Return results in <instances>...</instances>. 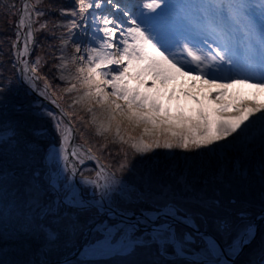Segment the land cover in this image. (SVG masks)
<instances>
[{
	"label": "snow or ice",
	"instance_id": "6c2138e0",
	"mask_svg": "<svg viewBox=\"0 0 264 264\" xmlns=\"http://www.w3.org/2000/svg\"><path fill=\"white\" fill-rule=\"evenodd\" d=\"M104 2L78 0V10L73 14L83 19L89 9H100ZM107 4L113 11L94 16L92 20L96 33L94 46L84 49V55H77L81 53V46L77 44L73 54L68 58L61 57L63 62L56 66L61 72L68 68L69 63L76 66L75 75L69 77L62 74L59 78L62 81L69 78L76 81L63 89L66 93H79L83 89V94L73 103L85 105L87 111L93 114L92 123L96 126L97 135L112 134L114 143L127 145L137 154L161 147L199 149L237 133L242 126H247L245 122L249 117L258 116L259 121L264 117V101L243 99L235 104L221 103L215 109L220 115H214L204 108L195 116L183 112L172 115L170 110H163L158 100L141 93L139 87L131 88L128 85L129 77L141 78L149 73L164 84L177 75H192L193 83L200 80L215 88L210 95H214L217 101L235 83L255 84L257 88H264V61L260 57L264 32L255 26L257 4L253 0H212L202 4L198 6L191 29L178 36L163 32L157 26L156 22L169 8L166 0H107ZM259 8L261 17H264V0H259ZM20 11L17 27H27L29 30L23 34V51L18 58L28 55V41L34 39L31 28L35 22L33 14L36 17L43 14L36 10L35 5L29 7L28 4ZM20 39L21 33L18 32L17 41ZM20 62L23 69L32 74L29 79H44L45 88L41 94L47 93L51 85L46 77L37 74L40 58L31 64L27 60ZM209 76L212 79H208ZM155 82L153 80L152 84L155 85ZM52 103L55 104L56 100ZM97 107L100 109L99 115L94 111ZM230 108L238 115H222L228 113ZM57 129H60L59 123ZM137 130L139 135H133ZM66 131L70 133L71 129ZM145 137H150V141ZM62 139L64 144L60 154L65 165L69 162V155L79 157L91 154V158H96L91 147L85 153H80L77 147L70 150L67 146L68 135L62 133ZM102 147H107V144ZM128 163V153L124 152L121 170ZM96 176L97 180L88 182L105 189L114 182V173H109L105 168ZM101 180L103 183H100ZM163 215L174 213L168 210ZM155 231L156 239H181L173 234L171 224L165 220ZM110 235L108 231L90 251L106 250Z\"/></svg>",
	"mask_w": 264,
	"mask_h": 264
},
{
	"label": "trees",
	"instance_id": "16d2710c",
	"mask_svg": "<svg viewBox=\"0 0 264 264\" xmlns=\"http://www.w3.org/2000/svg\"><path fill=\"white\" fill-rule=\"evenodd\" d=\"M32 2L36 10L40 12L43 10V14L39 17L34 15L36 38L30 62L34 63L38 57L40 58L38 74L47 78V83L51 85V93L68 111L76 128L78 140L86 143L92 150L93 143L107 166L112 169L114 167L119 174L129 173L128 169L133 171V165L137 166L139 171L146 175L142 177L143 185L149 182L150 189L153 188L152 183L157 187L152 191L168 188L170 184L178 187V183L184 180L181 174H210L213 176L208 177L207 182L226 183L219 187L226 192L246 195L251 202L264 205V169L258 172L250 167L247 176H242L245 166L254 163L249 160L251 157L246 156L242 159L231 154V157L215 161L216 158L208 156L205 157L207 161L199 162L196 159L197 163L194 165L192 159L196 157V149H186L190 151L187 160L179 161L175 158L166 161L156 155H149L143 160L136 155H130L128 146L120 143L111 146L112 138L96 139L83 132L80 121H86L88 114L85 107L71 104L72 93L63 91L68 84L62 82L56 74L58 47L64 34L58 22L63 20L65 17L62 15L63 12L71 6L68 0ZM19 5L20 0H0V264H45L67 256L80 241L63 231L65 224L60 222L61 217L52 207L54 205L37 203L46 199L40 197L38 192L41 191L48 193L49 201L56 203L57 208L67 210L69 213L74 211L64 206L57 198L49 184L47 164H43L42 161L47 145L44 138L55 143L60 140L57 123L54 121L57 114L36 99V96L19 81L17 75L12 50L15 40L14 23ZM41 25L46 27L42 28ZM74 49L71 46V52H74ZM35 115L44 118L41 120L42 123L34 122L32 117ZM45 116L48 119H45ZM247 136L243 137L244 141L247 140ZM104 144H107V147H102ZM124 152L128 153L131 165H128V169L125 167L121 170L120 163L124 160ZM91 174H95V170H92ZM180 188H189V185ZM192 188L195 189L197 186ZM206 188L212 190L217 186L210 185ZM96 218L94 215L85 218L82 223L77 222L73 233L79 232L81 226L92 224ZM147 261L149 264L153 263ZM75 263L87 264L80 261Z\"/></svg>",
	"mask_w": 264,
	"mask_h": 264
},
{
	"label": "rangeland",
	"instance_id": "374dc122",
	"mask_svg": "<svg viewBox=\"0 0 264 264\" xmlns=\"http://www.w3.org/2000/svg\"><path fill=\"white\" fill-rule=\"evenodd\" d=\"M68 1L71 8L68 9V11H64L62 15L65 16L66 13H71V16L68 19L63 18V20L58 22V26L62 30L68 28L66 29V33L68 35H63V39H61L60 41L58 47V63L56 64V66L63 62L60 59L61 57L68 58L73 54V52L70 51V43L73 44L74 48L77 44L81 46V53L77 55H84V49L90 46H94V36L96 35V33L93 23H91V26L82 27L81 24H79L81 21L79 15L73 14L74 7H78V0ZM97 2H99V0H97ZM29 7H31V5ZM104 7H108L107 0H105L103 6L100 9H89L90 12L86 13V17L90 16L93 20L94 16L107 15L110 12V9L107 10L108 8ZM102 8L103 10H101ZM41 12H43V10ZM19 17H15L14 23L15 28L13 32H15V42L17 40L16 20L18 19L19 21ZM73 21H75V24H73ZM27 29L28 28L25 27L22 30L23 32H25ZM87 34L88 37L86 38ZM15 42H13L12 54L16 62V71L19 81L23 85H25L23 83L24 81L28 82L29 86H25L31 91V93H33L31 90L32 88L35 89V91H37L42 97H45L48 100H53V95L49 90L50 88L48 89L47 93L43 95L41 94L42 92H44L45 88V81L43 79H35L34 77L32 79H29V77H26L25 80L23 74L20 77L17 59L19 53H21L22 47L20 42L19 49L17 50ZM25 57L26 55L19 57V59L24 60ZM75 67V65L69 63L68 68L63 72H61V70L56 67V74L58 77H60L62 74L70 77L71 75H75ZM26 72L29 76L32 75L28 71ZM108 79H110V77H108ZM153 80L156 81L155 85L152 84ZM62 82L68 84V87H70L71 83H76V81L71 78ZM146 83L149 84V87L147 89L143 88L145 87ZM222 83L225 82L222 81ZM128 85L131 88L139 87L141 93H144L143 89L147 90L149 96L150 94L154 93V98L163 105V110H170L172 115L183 112L188 116H195L201 108L212 111L214 115H220L219 113L215 112V109H217L221 103L235 104L241 99L264 101V88H257L255 87V84H232L228 87L225 96L219 101H217L214 95H210V93L215 92L214 87L209 86L205 83H199V85L192 84L190 80H185L182 82L170 80L166 84H164L161 83L159 78H156L149 73L141 78H136L135 76L129 77ZM108 91L110 92L111 89L108 88ZM71 93V104H74L73 101L78 100L79 96L83 94V89L79 93L75 91ZM35 98L43 102L48 110H52L53 112H55L41 98L37 96ZM75 104L84 106L85 111L88 114L86 116V121H80L83 132L91 137L94 136L96 139L112 138V142L110 143L111 146H114L115 143H119L113 142L112 134H107L106 136L97 135L96 126L92 123L93 114L87 111L85 105L80 103ZM94 111L97 113V115H99L100 109L98 107L95 108ZM222 115L235 116L238 115V113L230 108L228 113H224ZM32 118L34 119V122H37V124H40V122L42 123L41 120L44 119L41 116L37 117L36 115ZM45 119H48L47 116H45ZM54 119L57 124H60V129H57L60 140L58 143H55L51 142L52 140L50 139L44 138V140L47 142V145L42 161L43 164H47V169L49 170V184L54 193L57 195V198L60 199L61 203L64 206H67L74 211L69 213V211L67 210L57 208L58 206H55L56 203L53 204L49 201L48 193L45 194L41 191L38 192L40 194V197L46 199L44 202H36L38 204L48 203L51 206L54 205L52 207L57 210V214L61 217L59 218L60 222L65 224V230L63 231H65L66 234L69 233L72 235V238L81 241L86 230L89 229L92 224L96 223V221L98 220V216L101 217V211L97 204L101 203L102 197H104L106 200L110 199L119 208L132 209L136 211L141 209L156 211L159 209L157 208L158 205H160L161 203L164 205L166 204L165 202L170 199V194L168 191L170 190L169 187H171L172 184L168 185L167 190L160 189V191H152L157 187L154 186V183H152L153 188L150 189L148 186L150 184L149 182L143 185L142 177H146V175L139 171L138 167L135 165H133V171L128 169V166L126 167L129 173H117L114 170V167L113 169L110 168L101 159L102 157L98 152L99 150L93 145V143L91 144V146L92 148H94L92 150V153L95 155V159L91 158V155L89 154H84L79 157H75L74 161L76 162V164L73 162L71 164L72 167L78 166L80 168V170L78 171L79 183L73 182L72 170L67 166L65 168L66 174L61 175L60 178L55 179L54 176L60 170L61 165L63 163L65 164V162L62 163L63 159L61 158L60 151L58 150V148L64 144L62 133L68 135V142L70 139V133L66 131V129H69V127L61 116L57 114V117ZM245 124L247 125L246 127L242 126L241 130H238L237 133H234L232 136L226 138L225 140L217 141L210 146L196 149V157L192 159L194 162L193 164L195 165L197 161H207L208 159H206L205 157L208 158V156L216 158L215 161H217L231 157V154H235V156H240L242 157V159H245L246 156L251 157L249 158V160H252L254 162L253 164H247L245 166V168L243 169V174H246L248 172V169H251L250 167H253L256 171L264 169V117H262L260 121L258 119V116L249 117V120L246 121ZM253 124H256V126H254ZM133 135H139V130L133 132ZM246 135H248L247 140L244 141L243 137ZM145 139L150 141L151 138L145 137ZM79 142L83 143L87 148L89 147L86 143L81 141ZM78 148L80 153H85L86 150L83 147ZM189 152L190 151L181 148L167 149L162 147L154 148L151 151L143 154H137L131 148L129 150L130 155H136L143 160H145L149 155H156L161 156L166 161H171L175 158L179 161H183L184 159L187 160ZM128 161V165H131L130 160ZM102 164L103 167L100 166ZM97 168H99L100 171L102 168H105L109 173H114V182L109 188H101L93 183L88 182L97 180V176H92L91 174L92 170H96ZM86 172L87 174H85ZM100 183H103V180H101ZM145 188H147L148 190H146ZM34 192L35 191H32V193ZM145 200L151 202L150 205ZM136 205L137 208L139 207V209H136ZM51 211L53 212V209H51ZM94 215L97 216L95 222L85 227L81 226V228H79V232H74L75 234L73 233V229L75 228V226H77V222L82 223L85 218H91ZM110 216L101 217V219L97 221V226L90 231V234L88 235L81 249V251L85 249V254L83 256L79 255L66 261L68 262V264H76L75 261L87 262V264H149L150 262L147 260L153 262L151 264H156V262L154 263V261L160 263V261L158 260L162 256V254L164 255V253L166 254L167 252H169L168 255H170V251L168 250L170 249V244L174 245L173 254L175 256L181 255V248L178 240H168L164 237H160L159 239L154 238L156 236V231H151L147 228L146 224H148L149 222L145 218L135 220V223L124 224V226H120L119 228L112 230L109 229V227L117 224V219H112ZM162 220L165 219L160 218L155 222V225H159ZM99 225H101V227L98 228ZM108 231L111 232V235L108 237L109 243L106 250L96 253L91 252V247L96 244L98 239H103ZM162 242L166 245H163ZM80 244H78L77 248L80 246ZM188 246L190 247V245ZM115 248L117 249V251L111 252V250ZM197 251L199 252V250ZM202 253L208 256L207 252L201 251V254Z\"/></svg>",
	"mask_w": 264,
	"mask_h": 264
},
{
	"label": "flooded vegetation",
	"instance_id": "af4514ba",
	"mask_svg": "<svg viewBox=\"0 0 264 264\" xmlns=\"http://www.w3.org/2000/svg\"><path fill=\"white\" fill-rule=\"evenodd\" d=\"M181 175L184 177L183 182H179L178 187L173 186L168 191L170 199L165 202L166 204L163 205L161 203L156 206L159 209L164 208L165 212L171 210L172 213L186 216L191 226L173 221V232H175L176 236L181 237L178 240L181 255L175 256L173 254L174 245L170 244V249H168L170 255H168L169 252L164 253L165 256L162 254V259L159 261L162 264L260 263L263 259L262 257H264V222L257 235L245 246L242 253L231 261L223 254L215 239L213 241L216 246L212 248L208 243L207 236L196 233L194 228L207 230L217 237L228 252L231 253L228 255L231 256L237 253L247 232V227L263 205L251 202V199L246 195L233 194L232 191L226 192L219 187L226 183L207 182L206 179L213 175L204 173H185ZM183 185H189V188H180ZM210 185L217 186V188L207 189L206 187ZM192 186H197V188L193 189ZM146 202L149 205L151 203L148 200ZM254 232L252 230L247 233V237H253ZM162 244L166 245L163 242ZM201 251L207 252L208 256L211 257L201 254Z\"/></svg>",
	"mask_w": 264,
	"mask_h": 264
},
{
	"label": "water",
	"instance_id": "95a60500",
	"mask_svg": "<svg viewBox=\"0 0 264 264\" xmlns=\"http://www.w3.org/2000/svg\"><path fill=\"white\" fill-rule=\"evenodd\" d=\"M25 4H28L30 6L31 5V0H22L21 6L19 8L18 17L21 15V11L20 10L23 8V6ZM17 26H18V19L16 20L17 34L19 32L22 35L23 34V30L22 29H18ZM31 27L33 29V25H31ZM33 40L29 44V53H28V55H26V57L24 59V60L29 61V63H30V54H31V51H32V46H33ZM15 43H16V49L18 50L19 49V45H20V40L19 41L16 40ZM17 61H18V66H19V74H20V77H21L22 74H23V67H22L23 65L20 62L21 60L19 58L17 59ZM23 83L26 86H29L28 82L24 81ZM31 90L37 97L41 98L49 107H51L53 110H55L57 112V114L64 119V121L66 122L68 127L71 129V136H70V139H69V142H68V147L70 148V150H71V148L74 145L75 146L76 145L83 146L85 149H87V147L83 143L77 142V140H76V130H75V127L73 125V122H72L69 114L67 113V111L58 102V100L53 97V100H56V103L54 104V103H52L53 100H48L45 97H42L37 91H35V89L31 88ZM89 155H91V154H89ZM74 158L75 157H72L71 155H69V162L66 165L67 167L70 168L72 162L76 164V162L74 161ZM62 162H64V161L62 160ZM70 169L72 170V173H73V181L75 183H79V176H78L79 167L78 166L74 167V170H73V168H70ZM98 172H100V170H98ZM101 201L103 202V205L102 204H97V206L100 209H102L101 215L103 217H106V216H109V215L118 216V217H122V218H129V219L138 218V217H144L145 219H147L150 222L149 225H147V224L146 225L151 230L155 229V228L157 229L159 227V225H155V222L159 218H165L166 220H169L170 221L169 223L171 225H173V221H177L179 223L190 225L189 220L187 219V217H184V216H182L180 214L174 213V215L164 216L163 215V213L165 212L164 208H162L160 210V212H156L157 214L155 215V217H150L149 214L155 213V212L149 211V210L133 211V210H129V209H122V208H119L116 205L111 204L110 201L106 202L104 197L101 198ZM263 222H264V208L261 209L258 212V214L254 217L253 221L251 222V224L247 227V232H246V234L244 235V237L242 239L241 246H240L238 252L236 253V255L229 256L227 254V250L220 244V247H221L222 251L224 252V255L227 256V258L230 261L233 260L234 257L240 255L241 252L243 251V249L245 248V246L251 241V239H253L257 235V233L259 231V228H260V226H261V224ZM94 228H95V225L91 226L89 229L86 230V232L84 233V236H83V239H82V242H81L80 246L77 248V250L74 253H72L71 255H69V256H67V257H65V258H63V259H61L59 261H55V262H52V263H63V262H66V261H68V260H70L72 258L77 257L79 252H80V250L82 249V247L84 245L85 240L87 239L88 235L90 234V231L93 230ZM252 230L255 231L253 237H251V238L247 237L248 236L247 233L251 232ZM194 231L196 233L202 235V236L208 235V236H210V237H212V238H214V239H216L218 241V239L215 236H213L212 234H210L209 232H207L205 230H200L198 228H194ZM52 263L49 262V263H46V264H52ZM259 264H264V257H263L262 261Z\"/></svg>",
	"mask_w": 264,
	"mask_h": 264
},
{
	"label": "bare ground",
	"instance_id": "6f19581e",
	"mask_svg": "<svg viewBox=\"0 0 264 264\" xmlns=\"http://www.w3.org/2000/svg\"><path fill=\"white\" fill-rule=\"evenodd\" d=\"M166 2H167V1H166ZM157 11H160V10L158 9ZM164 21H165V19H161V18H160V20L158 21V24H159L158 27L160 28L161 31L167 33V28H166V27L169 25V22H168L166 25L163 26ZM256 28H257V27H256ZM28 30H29V29H27L25 32H23V34L26 33ZM23 34L21 35V39H20L21 47H22L21 52H22V50H23V44H24ZM28 42H30V40H29ZM125 63H126V62H125ZM185 71H189V69H186ZM23 75H24V79H25V80H26V77H27V78L29 77V75L27 74L26 70L23 71ZM156 78H157V77H156ZM172 80H176V81H179V82H182V81H185V80H190V81L192 82V84H196V85H199V83H202V84H203V82L200 81V80H197L195 83H193L192 75H177V76H176L174 79H172ZM148 87H149V84L146 83V84H145V87H143V88L147 89ZM145 89H143V91H144L145 94L148 95V92H147V90H145ZM150 97H151V98H154V97H155V94H154V93H153V94H150ZM61 146H62V145H61ZM61 146L58 148L59 151H60V149H61ZM67 146H68V144H67ZM73 147H77V150L79 149V148H78V147H79L78 145H76V146L74 145ZM59 151H58V152H59ZM78 151H79V150H78ZM71 164H72V163H71ZM65 168H66V165L63 163V164L61 165V167H60V170H59V171L56 173V175L54 176L55 179L60 178L61 175H65V174H66V169H65ZM70 168H73V167L71 166ZM109 200H110V199L105 200V201L107 202V201H109ZM110 202H111V204L115 205L111 200H110ZM100 204L103 205V202L101 201ZM260 205H262V204H260ZM138 208H139V207H138ZM138 208H137V205H136V209H138ZM130 210H132V209H130ZM100 211L102 212V209H100ZM133 211H136V210H133ZM109 216H110V215H109ZM149 216H150V217H153L152 214H149ZM110 217H111L112 219H113V218L117 219V224H115V225L109 227V229H112V230L117 229V228H119L120 226H124V224L135 223V220H139V219H141V217L133 218V219H129V218H122V217L113 216V215H111ZM99 227H101V225H99L98 228H99ZM208 243L210 244V246H211L212 248H214V247L216 246L215 242H214L213 239H211V238L208 239ZM115 251H117L116 248L113 249V250H111V252H115ZM111 252H110V253H111ZM227 252H228V251H227ZM228 253H229V252H228ZM84 254H85V249L79 252V255H80V256H83ZM229 254H231V253H229ZM262 258H263V257H262Z\"/></svg>",
	"mask_w": 264,
	"mask_h": 264
}]
</instances>
